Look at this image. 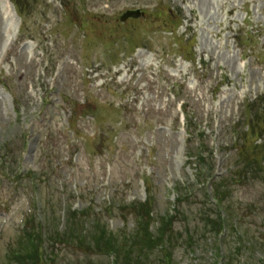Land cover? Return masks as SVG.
<instances>
[{
    "label": "rangeland",
    "instance_id": "374dc122",
    "mask_svg": "<svg viewBox=\"0 0 264 264\" xmlns=\"http://www.w3.org/2000/svg\"><path fill=\"white\" fill-rule=\"evenodd\" d=\"M13 1L22 27L5 51L15 27L0 0V264H11L13 251L30 256L26 218L43 220L38 264H112L110 249L120 264H163L153 238L178 180L197 202L184 204L163 239L168 264H264V170L248 161L264 153L255 147L264 140V0ZM137 8L145 14L120 20ZM181 47L194 48L196 63ZM179 99L209 122L218 169L245 168L241 184L227 181L234 222L222 238L200 228V208L216 215L176 130ZM250 120L255 143L245 154L220 150L234 124L242 132ZM148 195L153 213L137 238Z\"/></svg>",
    "mask_w": 264,
    "mask_h": 264
},
{
    "label": "trees",
    "instance_id": "16d2710c",
    "mask_svg": "<svg viewBox=\"0 0 264 264\" xmlns=\"http://www.w3.org/2000/svg\"><path fill=\"white\" fill-rule=\"evenodd\" d=\"M256 147V146H255ZM257 148V147H256ZM241 156L245 154V149L243 150V148H241ZM240 151V150H239ZM199 155V154H198ZM197 155V164L198 165V168H197V177L200 179L201 178V182H203V179H206V180H210V181H213V185L215 184V186L217 185V187L215 188V191L212 192L213 194V201L211 204L212 206H214L218 211H219V215H222L225 214L227 218H224L222 219L220 222L221 223H230V222H234V218L231 214H228V207L229 205H227V201H228V194L230 193V186L229 184L227 183V180L226 178H230V177H226V176H222L220 177V180H216V172H215V161H213L212 158L210 159H205L204 157H201V155L198 157ZM253 161V163L255 162V158H251L249 159L248 161ZM250 170V168H248ZM240 174V173H237V175ZM226 180V181H225ZM233 180H237L236 178H233L231 179V181ZM231 184H233V182H231ZM182 196V195H181ZM147 205V209H148V212L147 214H144V218L146 217H149V220H151V217H150V214L152 213V211H150L149 209V204H146ZM145 205V206H146ZM222 218V217H221ZM220 218V219H221ZM151 222V221H150ZM147 227V226H146ZM37 226H34L32 229V232L29 234L30 236V240H29V244H30V249H31V254L29 257H25V255H23L21 252L22 250L20 251H13V258H10V263L11 264H15V261L16 262H20L22 263L23 261H28V260H31L32 262H35L36 264H38V261L40 259V256L38 255L37 251H36V248L38 246V241L41 237V234H42V229L41 230H37L36 229ZM41 228V227H40ZM39 228V229H40ZM171 229L170 225L168 223H162L161 227L159 228V231H158V234L157 235H154V238L153 241L151 239L150 236H147L145 238H147L148 240H152V242H154L156 248H158L159 246L161 245H165V243L163 242V239L164 237L167 235V231ZM146 230V229H145ZM144 230V231H145ZM144 231H141L142 233H138L137 236L135 237H142L143 235H145V232ZM134 237V239H135ZM136 238V240H137ZM144 238V240H145ZM169 248L166 246L165 248H163V246H161V251L163 252L164 254V257H165V260L163 262V264H168V257H169ZM110 250H113L117 253L116 250L114 249H110ZM39 258V259H38Z\"/></svg>",
    "mask_w": 264,
    "mask_h": 264
},
{
    "label": "bare ground",
    "instance_id": "6f19581e",
    "mask_svg": "<svg viewBox=\"0 0 264 264\" xmlns=\"http://www.w3.org/2000/svg\"><path fill=\"white\" fill-rule=\"evenodd\" d=\"M8 13H9V10L7 9V10H6V14H8ZM4 46H5V45H4Z\"/></svg>",
    "mask_w": 264,
    "mask_h": 264
}]
</instances>
